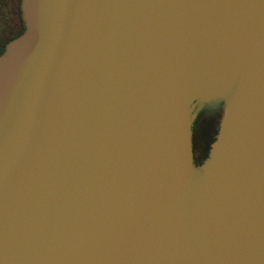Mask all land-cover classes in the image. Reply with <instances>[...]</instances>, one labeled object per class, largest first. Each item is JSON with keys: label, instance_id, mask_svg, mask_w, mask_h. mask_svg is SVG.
Segmentation results:
<instances>
[{"label": "water", "instance_id": "water-1", "mask_svg": "<svg viewBox=\"0 0 264 264\" xmlns=\"http://www.w3.org/2000/svg\"><path fill=\"white\" fill-rule=\"evenodd\" d=\"M0 53V264H264V0H20ZM217 116L200 161L193 128Z\"/></svg>", "mask_w": 264, "mask_h": 264}, {"label": "trees", "instance_id": "trees-1", "mask_svg": "<svg viewBox=\"0 0 264 264\" xmlns=\"http://www.w3.org/2000/svg\"><path fill=\"white\" fill-rule=\"evenodd\" d=\"M19 2L20 0H0V39H5L0 43V53L3 51L7 41L19 35L24 29ZM211 116V113L206 112H201L197 116L193 128V147H196L199 138H202L201 135H203L204 131H207L206 118H211ZM208 149L209 146L207 151L204 152L205 156Z\"/></svg>", "mask_w": 264, "mask_h": 264}, {"label": "flooded vegetation", "instance_id": "flooded-vegetation-1", "mask_svg": "<svg viewBox=\"0 0 264 264\" xmlns=\"http://www.w3.org/2000/svg\"><path fill=\"white\" fill-rule=\"evenodd\" d=\"M19 7H20V2H19ZM20 12H21V10H20ZM20 15H21V13H20ZM22 17V16H21ZM5 39H0V43L2 42V41H4ZM213 117H215V115H213V114H211ZM208 116V115H207ZM212 118V117H211ZM211 118H206V128L208 129V125H209V123L211 122ZM208 121H210L209 123H208ZM208 133H206L205 131H204V133H203V135H201V137L202 138H199V141H198V143H197V145H196V147H194V152H195V158H196V160L197 161H200L204 156H205V154H204V152H206L207 151V148H208V146H209V144H210V141L212 140V138H213V134L214 133H212L211 134V137H210V135H207ZM204 154V155H203Z\"/></svg>", "mask_w": 264, "mask_h": 264}, {"label": "rangeland", "instance_id": "rangeland-1", "mask_svg": "<svg viewBox=\"0 0 264 264\" xmlns=\"http://www.w3.org/2000/svg\"><path fill=\"white\" fill-rule=\"evenodd\" d=\"M217 116H218V114H216L215 115V117H213V116H211L212 118V120H211V122L209 123V127H208V129H207V131H206V133H208L207 135H210V137H211V134L212 133H215V131H216V126H217Z\"/></svg>", "mask_w": 264, "mask_h": 264}]
</instances>
